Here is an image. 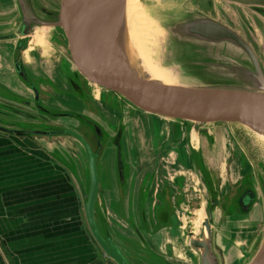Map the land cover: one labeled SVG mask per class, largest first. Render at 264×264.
I'll use <instances>...</instances> for the list:
<instances>
[{
	"label": "rangeland",
	"instance_id": "obj_1",
	"mask_svg": "<svg viewBox=\"0 0 264 264\" xmlns=\"http://www.w3.org/2000/svg\"><path fill=\"white\" fill-rule=\"evenodd\" d=\"M210 1L135 0L136 6L140 9V21H136L134 26L127 23L128 44L133 58L152 80L180 88L225 87L229 90H249L247 89L249 86L236 75L237 67L250 68L246 58L241 56L240 53L233 52L230 48L224 46L205 47L196 45L181 37L177 27L197 18L215 19L220 23H225L227 18L230 17L237 25L240 37L254 48L264 71V19L246 9H242L245 10V15L239 16L228 0H215L216 12L211 14L207 12V5ZM60 3L61 0H30L31 7L36 10L37 15L42 19H46L41 13L42 9L58 11ZM32 38H34V44H31L26 59L31 61L33 53L31 51L35 53L37 50H39L40 57H42L39 66L27 64L26 69L29 70L31 78V74L34 76L41 101L45 103V106L43 103L42 106L51 108L56 113L66 111L75 112L82 116H91L93 120L98 121L104 127H106L107 122H127V126L132 123L134 130L137 127L139 137L143 142L151 134L155 139L154 143L160 138L163 144L159 147L168 149L169 160L161 161L160 156L162 153L151 160L145 158L141 167L137 169L139 174L144 173L140 170H148L150 169L148 167L152 165L155 172L156 168L163 169L164 167L176 170L175 163L178 159L176 150H179V153L181 150L182 153L186 154L183 158L188 166L186 165L185 169L180 166L178 169L179 171L182 169V173L185 175L187 182L185 195L190 202L177 212L178 220L176 218L175 225L180 228L175 227L173 231L152 236L148 239V243L141 242L131 232L130 225L126 226L128 229H124L112 212L110 215L108 214L109 218H106L101 211L103 203L110 206L116 205L120 208L119 212L125 221L122 224L131 223L133 221V209L127 205V200L131 198L130 193L126 190L123 195L116 188L117 196L112 194L107 196L105 194L102 197L100 195V202L98 201L100 206L97 208L98 220L102 224L106 219L107 225V220H116L118 226L116 228L112 227L110 231L124 254L134 264H140L135 259L144 261L143 264L147 263L146 259L151 261L150 264H163L165 261L172 264H199L198 254L192 251L190 238L187 235L189 232H194L197 238H202L204 231L202 223L207 218L205 211L210 205V196L205 185L198 174L194 172L196 168L193 164V158L200 154L213 178L215 189L221 191L223 195L228 191V195L232 200L237 194L238 188V184H234V182L245 176L248 179L246 184L251 185L256 192V203L251 214L240 217L238 221L232 219L224 221L220 212L217 211L218 215L213 224L214 239L217 238L220 245L227 248L224 264H249L257 253L264 237V196L262 191V185H264V141L260 140L256 134L247 128L234 124L204 125L196 133L189 123L167 121L155 116H151V118L159 121H153L149 116H144L145 120L137 118L135 114L131 117V106L129 104L125 103L119 96L115 95L114 99L111 96H106L108 94L101 92V87L98 85L92 86L93 94L90 92L89 86H83L84 89H87L89 101L96 112L92 116L88 113L87 99H80L75 95L72 88L70 86L66 87L60 77L65 68H70L69 53L63 32L53 28L34 27ZM73 69L72 66V73L75 71ZM158 75L165 77L168 82H163ZM8 77L15 79L13 75L8 74ZM0 78L3 79L4 74L1 73ZM48 78L54 81L57 88H62L60 92H55L52 87L43 82ZM1 79V106H3V103L6 104L3 98L8 99V96L13 97L19 94L27 100V96L32 95L23 84L15 88L14 93H5ZM95 97L98 98V101L95 100ZM3 107L9 108L10 106ZM109 109L117 110L116 120H114ZM36 112L39 113L38 110ZM0 113V125L3 123L6 126L13 124V122L15 124L26 123L19 117L8 115L5 109L1 110ZM31 113L37 116V126L46 125L55 129L68 128L78 131L81 127L76 121L67 118L55 120L35 112ZM135 113L137 114L138 111ZM129 117L130 119L127 121ZM142 123L152 124L154 127H142ZM19 126L20 128L30 129L26 124H19ZM132 127L128 128L127 134H130L129 131H133ZM35 128L37 129V127ZM39 128L42 129V127ZM89 129L90 127L85 126L84 130L88 132ZM22 137L32 138L29 136ZM37 139L40 141L42 148H46L58 159L65 158L66 163L72 164L74 171H76L75 175L86 180L87 160L82 149L75 141L65 138H55L50 142L46 139ZM166 145L167 147H165ZM104 159H106V162L110 159L111 167L109 166V168L114 174L116 172L114 151L112 156V151L107 150ZM170 163H174V165L171 166ZM99 168L102 171L104 166L99 164ZM170 173L172 175V172ZM109 182L112 184V180H105L102 186L106 188L110 184ZM113 185L115 186L114 183ZM128 189L131 188L128 187ZM242 246L246 248L250 259L242 257L239 251Z\"/></svg>",
	"mask_w": 264,
	"mask_h": 264
},
{
	"label": "water",
	"instance_id": "obj_2",
	"mask_svg": "<svg viewBox=\"0 0 264 264\" xmlns=\"http://www.w3.org/2000/svg\"><path fill=\"white\" fill-rule=\"evenodd\" d=\"M126 4L127 0H61L59 10L53 20L43 22L34 16L30 0H16L18 17L14 20V27L19 30L17 32L12 30L8 35H1L2 30H0V41H14L12 44L14 45L15 75L30 93L32 92V95L27 96V100L20 95L8 96V99L3 98L6 103L5 105L3 103V106L10 107H3L0 104V111L5 109L8 115L19 117L26 123H17L18 126L14 122L6 126L1 123L0 133L46 139L49 142L55 138H65L75 141L80 146L87 160V177L83 186L80 185L79 178L75 177V180L82 191L84 215L89 234L104 255L115 264L134 263L115 242L112 232L107 227L106 219L102 224L99 222L97 208L100 187L104 182L101 172H106L108 167L106 159H104L107 150L112 151V156L114 151L116 157L114 176L119 193L124 195L127 188L128 174L125 164L128 166L129 162L122 143L124 123L121 124L119 130L111 128L110 131L117 130L114 136L107 126L104 127L98 121L93 120L91 116H82L66 111L56 113L51 108L42 106L39 102V89L22 62L24 52L31 46L30 41L34 27L59 29L63 32L69 53L70 68H65L60 77L66 87L72 88L75 95L80 99H87L88 113L92 116L95 109L89 101L87 89H84L83 86H89L92 93V86L98 85L101 87V92L108 94L106 96L121 97L125 103L131 106L134 113L138 111L137 114L141 116H155L167 121L189 123L196 133L204 125L234 124L264 137V71L254 48L246 40L222 24L208 18H197L182 23L177 29L184 39L205 47L224 46L246 58L250 68L239 66L236 68V75L249 86L247 87L249 90H228L225 87L169 88L162 86L148 81L140 73L135 59L129 52ZM72 66L75 70L73 73ZM43 82L50 85L55 92H60L62 89L46 80ZM4 91L11 93L6 88ZM33 94L36 108H34V104L31 106L28 104L32 103ZM33 109L38 110L39 113ZM31 112L55 120L58 118L74 120L81 127L78 131L68 128L55 129L46 125L37 126V116ZM19 124H26L30 129L20 128ZM86 124L93 126V133L92 129H89L88 132L84 130ZM130 157L136 160L131 153ZM200 159H202L201 155ZM101 162L105 163L102 171L99 168ZM198 170L206 179L213 200L212 209H214L217 207V190L209 170L204 165L202 169L198 167ZM245 179L247 180L246 176L239 184L237 194L232 199V203L235 205L236 200L241 196L239 200L240 216L236 217V221L240 217L251 214L256 203V192L251 185L246 184ZM262 191L264 196V185H262ZM102 210L103 216L107 218L106 208L103 207ZM169 210L168 206L157 210L156 220L160 229L163 230L162 232L169 231L165 229L166 225H164ZM141 215L143 218L147 217L143 212ZM209 215V219H205L202 223L204 228L202 238H197L193 232L188 234L190 247L193 252L198 254L199 264H224L227 248L226 246L222 247L217 238L214 239V219L211 211H209ZM142 223L145 228L137 222V225H134L135 234L133 233V235L139 241L148 243V239L152 237L151 229H149L147 221L142 220ZM239 251L244 259H250L244 246L240 247ZM135 261L140 264L144 263L140 259H135ZM145 261L146 264L151 263L147 259ZM163 264L172 263L165 261ZM249 264H264V237Z\"/></svg>",
	"mask_w": 264,
	"mask_h": 264
},
{
	"label": "crops",
	"instance_id": "obj_3",
	"mask_svg": "<svg viewBox=\"0 0 264 264\" xmlns=\"http://www.w3.org/2000/svg\"><path fill=\"white\" fill-rule=\"evenodd\" d=\"M17 17L16 0H0L1 35L18 30L14 27V20ZM13 42L0 41V74H4V78L0 79L3 87L12 93L16 91L15 88L22 85L15 75L12 64ZM31 52H33L31 61L26 59L29 51L25 58L23 56L25 69L28 67L27 64L40 65L42 56L40 57L38 50L35 53ZM27 72L29 73V70ZM8 74L13 75L15 79H10ZM31 76L34 79L32 74ZM45 80L55 85L50 78ZM95 100L98 101V98ZM130 111L131 117L135 114L137 118L145 120V115H138L131 108ZM149 118L153 121L158 120ZM129 119L130 117L127 121ZM124 124L127 127L124 137L127 156H130L128 141L132 139L137 151L143 153V157L142 154L138 155L135 152L133 155L141 166L145 158L149 160L150 156L153 158L156 155V152H153L156 148L153 146L155 139L151 134L147 138L144 136L143 142L137 127L134 130L132 123L128 126L127 122ZM141 126L149 128L153 125L142 123ZM129 127H132L133 131L127 134ZM62 158L58 159L46 148H42L37 138L0 133V264H115L92 240L84 215L82 191L75 180V177H79L75 175L76 171L72 164L66 163L67 160ZM104 164L102 162L101 165ZM107 165L106 172L102 171L101 177L104 182L107 179L112 180V184L109 182L110 184L104 188L102 182L100 195L117 196L115 176L109 168L110 159L107 160ZM138 175L137 170L135 173L130 172V177H134V180L129 179V186L126 188L131 196L127 200V205L133 209L134 221L138 213L149 214L155 202V191L153 192V189L145 191L137 182L140 178ZM131 180L134 185L130 184ZM79 181L83 186L85 182L83 177L79 178ZM103 207L107 210V216L112 212L123 228L128 229L127 223L122 224L125 222L124 218L118 216L121 214L118 206L103 203L102 214ZM116 220H108L110 230L118 226Z\"/></svg>",
	"mask_w": 264,
	"mask_h": 264
},
{
	"label": "flooded vegetation",
	"instance_id": "obj_4",
	"mask_svg": "<svg viewBox=\"0 0 264 264\" xmlns=\"http://www.w3.org/2000/svg\"><path fill=\"white\" fill-rule=\"evenodd\" d=\"M228 1H229L230 5L235 9V12H237L239 14V16L245 15V10H242V9H246L248 11H251L252 13H254L257 16H260L262 19H264L263 18V16H264V0H228ZM249 9H253V10H249ZM207 10H208L207 12L211 13V14H214L216 12L215 0L210 1V4L207 5ZM32 11H33L34 16H36L39 20H41L43 22L52 21L54 18V15L58 12L56 10L48 11L47 9H42L41 13L46 18V19H42L39 15H37L36 10L33 7H32ZM212 20L217 22V23H220L215 19H212ZM220 24H222L226 28L232 30L233 32L237 33L238 35H240L239 31L237 30L236 23L233 22V20H231L230 17L227 18L225 23H220ZM18 30H16V31H18ZM31 44H34L33 38H32ZM29 49H30V46H29ZM29 49L25 52L24 58H25L26 53L29 51ZM38 52H39V50H38ZM39 54H40V52H39ZM11 59L14 62V54H12ZM13 62H12V64H13ZM23 63H24V60H23ZM38 93H40V92H38ZM34 101L35 100H34V94H33V101H32V103L29 102L28 104H30L29 106H31V104H34V108H36V104L34 103ZM39 102L41 104L43 103L41 101L40 94H39ZM43 104L45 105V103H43ZM109 110L111 112V115L114 117V120H116V116H118L117 110L116 109H113V110L109 109ZM22 112H24V111H22ZM121 124H122L121 121L115 122V123H109L108 122V124L106 126H107V129L109 131L111 130V128H116L117 130H119ZM85 126L90 127V129H92L91 132L92 133L94 132L93 126H89L87 124ZM123 126L124 127L122 130V143H123V148L125 150L126 147H125L124 137L126 136V128L127 127L125 124H123ZM117 130L114 129V131H110V132H111V134H113L115 136ZM105 134L107 136V133H105ZM103 135H104V132H103L102 136ZM9 136H11V135H9ZM18 137H22V136H18ZM91 144H93V143H91ZM161 144H163V142L161 143L160 138H159V140H156L155 143L153 144V146H156V148L153 149V152H156V155H160L162 153L160 156V160L161 161H163V160L168 161L170 158L168 155V149L160 148L159 146ZM158 147H159V149H158ZM165 147H167V145ZM134 148H135V150H134ZM129 150H130L131 154L134 155V152H135L136 154L138 153V155L142 154V157H143V153H139L137 151L136 144L134 146V140H132V139L128 141V151ZM178 151L179 150H176V154L178 155V159L175 163V166L177 167V169L180 168V166H182L181 168L185 169V166L187 165V163H185L183 156L186 154L182 153L181 150H180V153ZM156 155H154V157ZM126 156H127V153H126ZM150 158L152 159V156H150ZM151 159H149V160H151ZM201 160L202 159H200V155L197 154L196 157L193 158V162H194L193 164H194V167L196 168V170H194V172H196L198 174V176L202 179V181L205 185L206 191H207L208 195L210 196V199H209L210 205H209V207H207V209L205 211L206 215H207L206 219H209V217H210L209 211H211V213L213 215V219H216V217L218 215L217 211H219L220 215H222L224 221H226L228 219H230V220L232 219V220L236 221L237 220L236 217L240 216L239 200H240L241 196L236 200V204L234 205L232 203V200L230 199V195H228V191L223 195V193H221V191L217 190L216 191V193H217V198H216L217 207L212 209L213 200H212L211 193L208 190L206 179H204L203 174H201L200 170H198L199 163H201L203 161V160L202 161ZM134 161H136V160L131 159V157L129 156V165L127 166V164H125L126 173L128 174L127 186H129L128 185L129 179L134 180V177H132V178L130 177V172L135 173V171L141 167L139 165L138 161H136V162H134ZM196 162H197V165H196ZM170 164H171V166L174 165V163H170ZM203 165L206 166L204 161H203ZM148 168H150V169L145 170V171L140 170L144 173L139 174L137 176V177H140L137 180V182H138V184L140 183V185L143 188H145V191H150V189H153V192L155 191V196H154L155 202L153 203V209L149 214H147V217H145V215H144L145 218H143L141 213H140V215L139 216L137 215L138 217H136V219H135L136 222L134 221V218H133V221H131V223H127V224H128V226L130 225V227L132 228V230L131 229L130 230L132 233H134V225L136 226L137 222L139 224H142V227L145 228L143 223H142V220L145 222L147 221L148 227H149V229H151L150 235L151 236H157V235L161 234L163 231L162 229H160L158 222L156 220L157 210L159 208L162 209L163 207H167V206L170 208L169 215L166 218V220L164 221V225H166V228H165L166 230L173 231V230H175L174 228L177 226V225H175V223H176V218L178 220V217H177L178 210L180 211V209H182V207L185 206L186 204H188L190 201L188 199H186L185 194H186L187 182H186V179L184 177L185 176L184 173H182V171H183L182 169H181V171H179V169L178 170L177 169L172 170L169 167L168 168L164 167L163 169L156 168V172H155L153 170V165L151 167H148ZM170 172H172V175ZM210 176H211V174H210ZM211 178H212V176H211ZM243 179H244V177H242L241 179H238L236 182H234V184H238V187H239V184H241L243 182ZM133 180H131V183H130L131 185H134ZM212 180H213V178H212ZM247 180L245 179V181H247ZM159 205H160V207H159ZM120 215L121 214H119L118 216L121 217ZM178 227H176V228H178ZM190 233H192V232H189L188 234H190ZM151 250L153 251L154 249L152 248Z\"/></svg>",
	"mask_w": 264,
	"mask_h": 264
},
{
	"label": "bare ground",
	"instance_id": "obj_5",
	"mask_svg": "<svg viewBox=\"0 0 264 264\" xmlns=\"http://www.w3.org/2000/svg\"><path fill=\"white\" fill-rule=\"evenodd\" d=\"M137 4H136V2H135V0H127V4H126V20H127V23H130V24H132L133 26L136 24V21H140V17H139V15H140V9L136 6ZM127 28H128V24H127ZM31 42H32V39H31V41H30V44H31ZM129 52H130V49H129ZM25 53V52H24ZM130 54H131V52H130ZM132 55V54H131ZM132 58H133V56H132ZM134 59V58H133ZM135 64H136V66H137V68L139 69V71H140V73L148 80V81H150V82H153V83H157V84H159V85H162V86H166V87H169V88H180V87H172V86H170V85H165V84H162V83H158V82H156V81H154V80H152L149 76H148V74L147 73H145L141 68H140V66H139V64L135 61ZM158 77L161 79V80H163V82H168L167 80H166V78L165 77H163V76H161V75H158ZM181 88H183V87H181ZM229 90V89H228ZM253 133V132H252ZM257 135V137L260 139V140H262V141H264V137L262 136V135H258V134H256Z\"/></svg>",
	"mask_w": 264,
	"mask_h": 264
},
{
	"label": "trees",
	"instance_id": "obj_6",
	"mask_svg": "<svg viewBox=\"0 0 264 264\" xmlns=\"http://www.w3.org/2000/svg\"><path fill=\"white\" fill-rule=\"evenodd\" d=\"M196 165H197V162H196ZM199 169H202V167H203V165H202V162L201 163H199Z\"/></svg>",
	"mask_w": 264,
	"mask_h": 264
}]
</instances>
